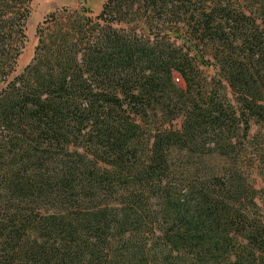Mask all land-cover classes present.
<instances>
[{"label": "trees", "instance_id": "obj_1", "mask_svg": "<svg viewBox=\"0 0 264 264\" xmlns=\"http://www.w3.org/2000/svg\"><path fill=\"white\" fill-rule=\"evenodd\" d=\"M32 1L0 0V264H264V0L61 8L16 71Z\"/></svg>", "mask_w": 264, "mask_h": 264}, {"label": "rangeland", "instance_id": "obj_2", "mask_svg": "<svg viewBox=\"0 0 264 264\" xmlns=\"http://www.w3.org/2000/svg\"><path fill=\"white\" fill-rule=\"evenodd\" d=\"M104 2L105 0H33L31 4V14L25 27L26 38L21 55L17 61L16 71H20L30 62L37 43L36 27L47 14L61 8L76 9L81 6H86L96 13L100 10ZM175 79L181 83L177 75ZM257 131L258 126L252 124L251 133ZM254 162L252 166V177L255 178L257 185L264 188V163L259 160H254ZM258 203L264 210V191L260 193Z\"/></svg>", "mask_w": 264, "mask_h": 264}]
</instances>
